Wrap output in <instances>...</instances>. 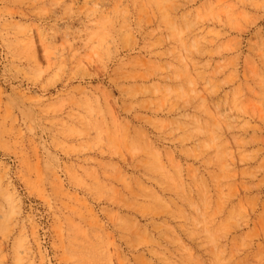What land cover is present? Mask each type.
Segmentation results:
<instances>
[{
	"label": "rangeland",
	"instance_id": "1",
	"mask_svg": "<svg viewBox=\"0 0 264 264\" xmlns=\"http://www.w3.org/2000/svg\"><path fill=\"white\" fill-rule=\"evenodd\" d=\"M0 264H264V0H0Z\"/></svg>",
	"mask_w": 264,
	"mask_h": 264
}]
</instances>
